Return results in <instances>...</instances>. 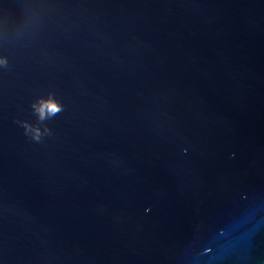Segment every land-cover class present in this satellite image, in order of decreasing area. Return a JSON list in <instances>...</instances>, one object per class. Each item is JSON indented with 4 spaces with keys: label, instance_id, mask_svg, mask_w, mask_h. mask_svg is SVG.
I'll return each mask as SVG.
<instances>
[{
    "label": "water",
    "instance_id": "1",
    "mask_svg": "<svg viewBox=\"0 0 264 264\" xmlns=\"http://www.w3.org/2000/svg\"><path fill=\"white\" fill-rule=\"evenodd\" d=\"M0 57V264H264V0H0Z\"/></svg>",
    "mask_w": 264,
    "mask_h": 264
},
{
    "label": "clouds",
    "instance_id": "2",
    "mask_svg": "<svg viewBox=\"0 0 264 264\" xmlns=\"http://www.w3.org/2000/svg\"><path fill=\"white\" fill-rule=\"evenodd\" d=\"M7 57H0V69L8 68ZM31 108L37 117V123L31 124L25 120H18L16 123L24 130V134L34 142L40 143L44 137L51 136L52 130L46 121L53 119L63 111V104L55 97L54 93H49L47 97H39L31 104Z\"/></svg>",
    "mask_w": 264,
    "mask_h": 264
}]
</instances>
